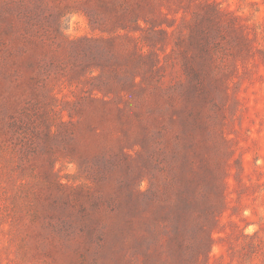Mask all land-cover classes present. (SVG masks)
Returning a JSON list of instances; mask_svg holds the SVG:
<instances>
[{
	"label": "rangeland",
	"instance_id": "1",
	"mask_svg": "<svg viewBox=\"0 0 264 264\" xmlns=\"http://www.w3.org/2000/svg\"><path fill=\"white\" fill-rule=\"evenodd\" d=\"M11 26L0 264H264V0H0ZM189 181L212 214L180 219Z\"/></svg>",
	"mask_w": 264,
	"mask_h": 264
},
{
	"label": "trees",
	"instance_id": "2",
	"mask_svg": "<svg viewBox=\"0 0 264 264\" xmlns=\"http://www.w3.org/2000/svg\"><path fill=\"white\" fill-rule=\"evenodd\" d=\"M4 33V34H3ZM9 37L12 39V42H10L8 39ZM24 39H26V35L23 32L20 33H16L14 27L11 26V28L9 29H5V28H0V53H3L4 55H2L0 57V61H4L6 63V65H8L10 62H17L20 63L19 60H17V56H15V50H22V48H17L21 42L24 43ZM223 39V38H222ZM220 44H215L213 48H220L221 50V55H227L225 50L226 48H224L223 46H219ZM53 98V97H52ZM30 105V104H29ZM69 116H71V114H69ZM62 132H60L61 134ZM211 177V179H210ZM218 177L219 174L215 171H210L208 172V174L206 175V180L210 179V183L208 185V189L210 190V192H213L214 190H218V184L216 183L218 181ZM204 182L202 181H189L188 182V186H192V190L190 194H183L182 195V209H181V213H180V219L185 218L186 213L188 211H195L198 212L201 209H205L206 214H212L211 212H209L210 208L208 205V200H209V194H206L204 197V202H205V206L200 207L199 203L200 200L195 197L194 193L195 191H197V189L199 188L200 185H202ZM207 185V184H206ZM191 197H193V199H191ZM210 238L207 239V246L210 244Z\"/></svg>",
	"mask_w": 264,
	"mask_h": 264
}]
</instances>
